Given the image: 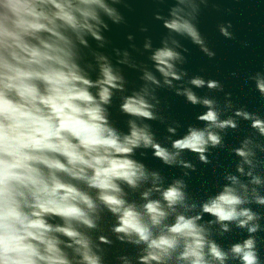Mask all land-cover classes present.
<instances>
[{"label": "clouds", "instance_id": "1", "mask_svg": "<svg viewBox=\"0 0 264 264\" xmlns=\"http://www.w3.org/2000/svg\"><path fill=\"white\" fill-rule=\"evenodd\" d=\"M152 3L158 42L141 24L117 47L129 0H0V264H264V64L228 74L241 102L186 67L185 41L216 59L200 24L219 5Z\"/></svg>", "mask_w": 264, "mask_h": 264}, {"label": "water", "instance_id": "2", "mask_svg": "<svg viewBox=\"0 0 264 264\" xmlns=\"http://www.w3.org/2000/svg\"><path fill=\"white\" fill-rule=\"evenodd\" d=\"M213 2L219 5L220 11H216L210 6L201 17L200 27L201 31L208 37L210 45L216 50L217 57L214 61H209L197 47L185 41L186 46L191 50L189 63L186 67L191 73L199 72L202 67L206 68V76L225 81L227 90H231L239 96L241 102H248L252 100V96L243 86V77L241 80H233L228 74L237 69L242 73L247 72L264 64V0H213ZM129 3H131L133 11L121 9L128 20V24L126 26L113 25L112 31L107 33L114 46L126 47L129 43L126 39L128 33L135 34L136 43L142 44L145 34L138 30L141 24L150 26V32L147 35H151L154 41L158 42L162 28L159 22L152 19L156 5L152 3V0H129ZM229 9L230 12L227 11ZM221 20H231L235 25L238 38L250 41L252 46L245 49L237 41H227L220 36L216 25ZM128 76L130 80H134L136 73L129 70ZM161 95L172 103L173 114L177 118L187 123L195 122V113L199 109L185 104L182 98L175 97L171 93L162 92ZM255 102L259 103V101ZM114 116L121 121L122 126L123 118L117 113H114ZM155 126L163 134V127L158 124ZM145 162L151 167H161L160 162L151 159L150 154ZM200 167L205 168L206 178L210 179L211 172L206 169V166L201 165ZM165 171L168 175L179 173L178 169H166ZM193 175V185L198 188L199 174Z\"/></svg>", "mask_w": 264, "mask_h": 264}]
</instances>
